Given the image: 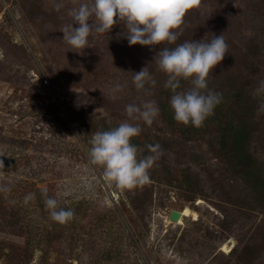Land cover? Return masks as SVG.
Returning a JSON list of instances; mask_svg holds the SVG:
<instances>
[{
    "label": "rangeland",
    "instance_id": "1",
    "mask_svg": "<svg viewBox=\"0 0 264 264\" xmlns=\"http://www.w3.org/2000/svg\"><path fill=\"white\" fill-rule=\"evenodd\" d=\"M59 2L0 0V184L11 189L0 192V264H264V0H201L177 30V44L223 34L229 53L216 69L236 86L193 140L165 115L157 86L146 95L132 83L155 50L130 46L116 24L72 51L60 31L72 0L56 11ZM149 100L153 124L129 120L126 106ZM124 121L141 127L132 143L143 155L163 150L150 183L131 190L88 155L97 131ZM42 189L74 218L53 221ZM185 207L197 217L170 219Z\"/></svg>",
    "mask_w": 264,
    "mask_h": 264
},
{
    "label": "clouds",
    "instance_id": "2",
    "mask_svg": "<svg viewBox=\"0 0 264 264\" xmlns=\"http://www.w3.org/2000/svg\"><path fill=\"white\" fill-rule=\"evenodd\" d=\"M72 4L68 11L72 22L60 31L70 49L83 54L94 33L111 32L116 24H122L126 29L130 46L137 43L143 46L175 44L180 34L177 30L183 25L186 13L200 6L201 0H72ZM64 6L63 0L54 5L56 11ZM228 50L223 34H205L199 41H185L172 49L164 47L156 54L157 69L167 75L164 87L172 92L170 105L177 122L201 127L214 114L222 97L209 88L208 78ZM134 73L132 83L136 91L151 94L157 81L148 66ZM181 81H187L190 87L184 89ZM122 90L119 82L111 89L113 94ZM159 112L154 100L139 106H126L129 120H142L148 126L153 124ZM141 131L139 124L124 121L110 130L97 131L90 140V162L102 168L106 180L120 189L131 190L150 183V169L163 155L158 143L147 145L150 154L143 155L144 149L132 143ZM10 190L6 183L0 184V192ZM42 195L53 221L64 224L74 218L73 210L61 207L56 198L47 195V189H42ZM33 199L34 194L29 193L24 202L27 204Z\"/></svg>",
    "mask_w": 264,
    "mask_h": 264
},
{
    "label": "trees",
    "instance_id": "3",
    "mask_svg": "<svg viewBox=\"0 0 264 264\" xmlns=\"http://www.w3.org/2000/svg\"><path fill=\"white\" fill-rule=\"evenodd\" d=\"M176 45H178L177 43L175 44H162L161 46H157V45H154V46H149V49H148V55L149 53H152L155 52L156 53H153L154 56H156V54L161 51L164 47H168L169 49H172L174 48ZM151 55V54H150ZM152 56V55H151ZM153 57V56H152ZM148 70L149 72L155 77L156 81H157V84L156 86L159 88L156 92L157 96L160 97V103H161V107L163 108V112L165 113V115H167L170 119H173L174 118V111L173 109L171 108V105H170V99H171V96H172V92L171 90L169 89H166L164 87V83L167 79V75L165 73H162L161 71H158L156 70V64L153 63V60L149 63L148 65ZM208 81H209V88L212 89L213 91L219 93L220 92V89L222 90H227L229 93H228V96H224L222 97V99L224 100H228V99H236L237 98V95L235 94V91H236V86H234L233 84H231L230 82V76L229 75H224L222 76V73L218 72L216 67L211 71L210 75H209V78H208ZM182 83V87L184 88L186 85H188L189 83L187 81H181ZM153 89V88H152ZM232 91V92H230ZM152 93V94H154ZM216 108H218V105L216 106ZM216 108L214 110H216ZM206 123L204 122L203 123V126L205 125ZM185 133L186 135H184V137H186L188 140H193L197 137L200 136L196 134H192L193 131H191L193 128H195V126L191 125V124H188V125H185ZM229 127H227L226 129H228L229 131V137H233L235 138V143L237 144V138H236V135H235V132L237 130L234 131L235 129V125L233 124H230L228 125ZM192 128V129H191ZM202 129H204L202 127ZM207 129V128H206ZM203 132V131H201ZM224 141H225V145H229L230 143H228V138L227 137H223Z\"/></svg>",
    "mask_w": 264,
    "mask_h": 264
},
{
    "label": "bare ground",
    "instance_id": "4",
    "mask_svg": "<svg viewBox=\"0 0 264 264\" xmlns=\"http://www.w3.org/2000/svg\"><path fill=\"white\" fill-rule=\"evenodd\" d=\"M181 211H182V216H181L180 220L177 221L178 223L182 222V218L184 216L193 215L194 217H197V212L193 211L190 207H185V208L181 209Z\"/></svg>",
    "mask_w": 264,
    "mask_h": 264
},
{
    "label": "water",
    "instance_id": "5",
    "mask_svg": "<svg viewBox=\"0 0 264 264\" xmlns=\"http://www.w3.org/2000/svg\"><path fill=\"white\" fill-rule=\"evenodd\" d=\"M182 216V211L178 209L171 210L170 219L173 221H179Z\"/></svg>",
    "mask_w": 264,
    "mask_h": 264
},
{
    "label": "built area",
    "instance_id": "6",
    "mask_svg": "<svg viewBox=\"0 0 264 264\" xmlns=\"http://www.w3.org/2000/svg\"><path fill=\"white\" fill-rule=\"evenodd\" d=\"M45 81H47V82H48V80H45Z\"/></svg>",
    "mask_w": 264,
    "mask_h": 264
}]
</instances>
